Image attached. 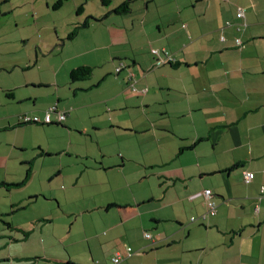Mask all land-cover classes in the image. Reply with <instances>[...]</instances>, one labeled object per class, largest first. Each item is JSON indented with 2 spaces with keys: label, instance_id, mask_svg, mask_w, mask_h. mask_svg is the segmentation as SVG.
<instances>
[{
  "label": "crops",
  "instance_id": "crops-1",
  "mask_svg": "<svg viewBox=\"0 0 264 264\" xmlns=\"http://www.w3.org/2000/svg\"><path fill=\"white\" fill-rule=\"evenodd\" d=\"M58 1L28 0L38 21L22 38L37 51L21 60L53 50L55 76L0 86V264H264V0ZM82 66L92 75L72 81ZM54 106L62 124H22ZM128 161L148 173L131 180ZM152 175L162 191L119 200ZM54 177L69 184L48 188ZM208 189L217 213L192 221Z\"/></svg>",
  "mask_w": 264,
  "mask_h": 264
},
{
  "label": "rangeland",
  "instance_id": "rangeland-1",
  "mask_svg": "<svg viewBox=\"0 0 264 264\" xmlns=\"http://www.w3.org/2000/svg\"><path fill=\"white\" fill-rule=\"evenodd\" d=\"M0 0V8H1V13H0V60L3 61L4 63L11 65V63L15 61H19L20 64H18V68H13L10 67L8 70H4L0 72V86L8 85L14 83L13 81H19L22 76L25 74L29 75H43L46 78H52L55 76L56 71L58 70L57 65L59 63V57L54 56L53 50L47 54H40L41 57V64L37 66H32L30 69H24L22 68L21 65H24L25 63H28L30 59L33 57H36V42H31L28 40V37L22 38V36H26L29 33H31L34 28H36V20L34 18V14L30 9V5L28 3V0H15L16 1V8L15 10L10 11V5L9 4H3ZM97 1V0H96ZM96 1L95 0H90V7L94 8L96 7ZM100 1V0H99ZM7 11V12H6ZM10 11V12H8ZM51 12H56L52 11ZM51 16H45L39 20L41 23H47L50 24V19ZM38 21V20H37ZM21 32H24L23 34ZM38 38V37H37ZM38 40V39H37ZM36 41V39H35ZM58 44V43H56ZM40 53H42L41 49H38ZM31 56V57H30ZM9 59H15L12 61H8ZM24 60L21 62V60ZM28 59L27 62L25 60ZM35 61V60H34ZM34 63V62H33ZM33 65V64H32ZM60 77H62V73H60ZM78 136H81L80 133L77 134ZM82 138V137H81ZM144 138V137H143ZM116 147L113 145L109 148L110 155L113 156L111 153ZM38 150H36L37 152ZM145 152V154L148 155L146 148L143 147L142 154ZM18 153H22V151H18ZM109 155V154H108ZM119 158V156L117 157ZM39 168V167H38ZM127 171L131 175V180H132V175H135L139 170H142V172L146 173L147 169H145V166L141 163H137L136 161H128L127 162ZM39 171H42L41 168H39ZM148 173V171H147ZM48 175V174H47ZM145 175V174H144ZM147 176V175H146ZM145 176V177H146ZM46 178V177H45ZM70 177H65L63 181H60V179H56L54 177L53 180H48L46 182V185L48 188H54V187H59V188H64L66 184L68 183V180ZM161 181L159 180L157 175H152L149 178H145L140 184L137 181V183L134 185V188L142 185L143 190L142 191H136L135 193L132 192L131 189H125L124 196H122V190H117V195L122 196L119 200H122L123 198L127 201V199H131L130 197H133L134 194H137L139 197H141V194L147 191H151L152 187L157 188L158 191H162L164 185L161 186ZM107 203V202H104ZM109 203V202H108ZM83 205V204H82ZM77 212L82 213L85 211V206L83 205L80 209H76ZM103 212H106L105 208L101 210ZM95 219H98L99 215L98 212L93 213ZM84 220L88 222V219L91 217L89 215H85ZM82 222V221H80ZM128 245V244H127Z\"/></svg>",
  "mask_w": 264,
  "mask_h": 264
},
{
  "label": "built area",
  "instance_id": "built-area-1",
  "mask_svg": "<svg viewBox=\"0 0 264 264\" xmlns=\"http://www.w3.org/2000/svg\"><path fill=\"white\" fill-rule=\"evenodd\" d=\"M237 16L239 18H243L244 17V9L243 8L240 7L238 9ZM224 39L225 38L223 37V40ZM236 43L238 45L242 44V42H241V40L239 38L236 39ZM152 53L157 57L156 58L157 59V65L164 64L167 60L174 59L172 57V55H170V53L167 52V51H162V50H159V49H153ZM121 69H122V67L120 66L117 69V71L119 72ZM54 116L56 117V121L58 123H63L67 119L68 113L66 111L59 110L56 106H54V107H50L47 110L44 119H41L40 117H37V116H34V117L33 116H29L27 114L23 115L22 118H23L24 122H26V123H46V124H49V123L54 122ZM254 176H255L254 173L248 172L246 174V181L250 182L254 178ZM262 191L264 192V188L262 189ZM203 194L208 197V201L206 202L207 211L203 215H201L199 218L193 217L192 221L198 220V219L206 220L208 217L214 216L217 213V204L213 200L210 199V196L212 195V191L208 189V190H205V192ZM146 237L147 238H152L151 233H146ZM125 247L127 249L128 255L129 256L132 255V253H133L132 247L127 245V244L125 245ZM121 260H122L121 253L117 252L115 257L113 258V261H114V263L117 264V263H120Z\"/></svg>",
  "mask_w": 264,
  "mask_h": 264
},
{
  "label": "trees",
  "instance_id": "trees-1",
  "mask_svg": "<svg viewBox=\"0 0 264 264\" xmlns=\"http://www.w3.org/2000/svg\"><path fill=\"white\" fill-rule=\"evenodd\" d=\"M62 5V0H59L56 4H55V8H59ZM82 8V7H81ZM80 8V9H81ZM131 7L129 2H124L123 4L119 5L114 12L117 14H124V13H128L130 11ZM88 26V21L84 22L82 25L77 26L74 31L72 33H70V38H73L76 34L78 29H80L81 27H86ZM169 62H173L172 60H168ZM167 62V61H166ZM92 69L90 67H86V66H82L76 69H73L70 73V77L72 79V81H82V80H86L89 79L90 76L92 75ZM22 124H36V123H22ZM38 124V123H37ZM51 124V123H49ZM58 124H62V123H58ZM202 140V139H201ZM200 141V140H199ZM28 172H31V169L28 170ZM23 183H18V184H14V185H22ZM1 185V183H0ZM110 207H114L117 206L116 204H111L109 205ZM8 227H12L10 224H8Z\"/></svg>",
  "mask_w": 264,
  "mask_h": 264
}]
</instances>
